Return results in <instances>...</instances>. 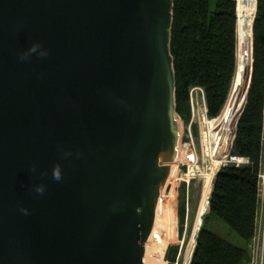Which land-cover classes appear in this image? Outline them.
<instances>
[{
	"label": "water",
	"instance_id": "95a60500",
	"mask_svg": "<svg viewBox=\"0 0 264 264\" xmlns=\"http://www.w3.org/2000/svg\"><path fill=\"white\" fill-rule=\"evenodd\" d=\"M173 10L0 0V264H144L181 144Z\"/></svg>",
	"mask_w": 264,
	"mask_h": 264
},
{
	"label": "trees",
	"instance_id": "16d2710c",
	"mask_svg": "<svg viewBox=\"0 0 264 264\" xmlns=\"http://www.w3.org/2000/svg\"><path fill=\"white\" fill-rule=\"evenodd\" d=\"M173 2L171 54L176 75L177 117L185 125L189 124L192 117L191 91L195 88L204 92L210 120L217 119L225 108L222 116L215 121L222 137L215 143L214 158L217 163L206 199V209L208 211L210 206V211L196 235L189 264H249L251 245L257 233L264 156V0H240L238 9L242 15L238 13V25L236 0ZM240 19L241 24L253 27L252 73L250 67L244 105L239 101L242 85L235 84ZM236 124L231 154L248 159L250 164L228 166L219 171L220 163L231 148L228 139ZM193 130L196 133L195 126ZM184 193L183 190L179 210L182 224L186 215ZM217 223L236 234L244 247H238L212 231L210 225ZM176 258L171 243L165 260L175 264Z\"/></svg>",
	"mask_w": 264,
	"mask_h": 264
},
{
	"label": "rangeland",
	"instance_id": "374dc122",
	"mask_svg": "<svg viewBox=\"0 0 264 264\" xmlns=\"http://www.w3.org/2000/svg\"><path fill=\"white\" fill-rule=\"evenodd\" d=\"M238 13L239 15H242L240 14L239 9H237V25ZM252 29L249 25L241 24L240 19L238 30L239 35H237L239 41L237 42L236 48L237 57L239 46L238 73L235 84L236 86L242 85L239 90V101L241 105H244L245 103V95L250 77V67L252 71ZM193 97L194 116L192 114L189 124L185 125L178 118V125L181 132V144L178 155L172 165V168H174L173 184L170 187L166 186L167 188L164 191L165 199L169 201L170 208L171 231L168 248L172 243L177 254L175 264L190 263L196 245V235H198L203 219L208 214L206 209V199L209 185L215 170L214 167H216L215 165L217 163V160L214 158V152L216 149L215 143L220 141L222 137V131L221 129L216 128L217 123L215 121L222 116L223 111L225 110L224 108L222 114L217 119L210 120L207 114H205L201 97L196 96V94H194ZM193 126L196 128V133H194ZM236 128L237 126H234L233 131H236ZM231 140L232 136L230 138V141ZM231 146H233L232 143ZM222 164L223 162L219 165L220 170L223 168ZM203 174L205 175L203 176ZM190 178L191 180L188 182V179ZM260 187L261 203L257 222V233L251 245V262L249 264H262V260H264V156L262 172L260 175ZM183 190L185 192L184 199H186V215L184 223L182 224L180 221L179 210L183 199ZM210 229L228 240L230 243L238 247H244L243 241L236 234L231 232L225 225L221 223L212 224L210 225ZM166 263L169 264L168 261H166Z\"/></svg>",
	"mask_w": 264,
	"mask_h": 264
},
{
	"label": "bare ground",
	"instance_id": "6f19581e",
	"mask_svg": "<svg viewBox=\"0 0 264 264\" xmlns=\"http://www.w3.org/2000/svg\"><path fill=\"white\" fill-rule=\"evenodd\" d=\"M173 178L174 168L171 170L166 186L170 187L173 184ZM170 231L169 201L165 199V193L163 192L157 206L153 232L146 246L144 264H167L165 254L170 241Z\"/></svg>",
	"mask_w": 264,
	"mask_h": 264
},
{
	"label": "built area",
	"instance_id": "2783aa9c",
	"mask_svg": "<svg viewBox=\"0 0 264 264\" xmlns=\"http://www.w3.org/2000/svg\"><path fill=\"white\" fill-rule=\"evenodd\" d=\"M239 1L240 0H236V3H237V9L239 8ZM237 42H238V37H237ZM252 72V71H251ZM194 94H196V96H200L201 97V100H202V105L204 107V111H205V114H207V108H206V104H205V95H204V92L202 89L200 88H195L191 91V105H192V114L194 116ZM237 126V124H236ZM232 136V140H231V143L233 145V140L235 139V136H236V131H233V134L229 135V139L228 141H230V138ZM231 150H232V146L231 148L229 149L227 155L225 156V158L223 159V164H222V167L225 168V167H228V166H235V167H241V166H244V165H249L250 164V161L246 158H243V157H239V156H233L231 154ZM225 160V161H224ZM221 162V163H222ZM220 168V167H219ZM220 170V169H219ZM191 180L188 179V182ZM263 252H264V247H263ZM264 254V253H263ZM262 264H264L263 260H262Z\"/></svg>",
	"mask_w": 264,
	"mask_h": 264
},
{
	"label": "clouds",
	"instance_id": "9594fccd",
	"mask_svg": "<svg viewBox=\"0 0 264 264\" xmlns=\"http://www.w3.org/2000/svg\"><path fill=\"white\" fill-rule=\"evenodd\" d=\"M57 178H58V174H57Z\"/></svg>",
	"mask_w": 264,
	"mask_h": 264
},
{
	"label": "crops",
	"instance_id": "0c3cea01",
	"mask_svg": "<svg viewBox=\"0 0 264 264\" xmlns=\"http://www.w3.org/2000/svg\"><path fill=\"white\" fill-rule=\"evenodd\" d=\"M261 203V202H260ZM259 215V214H258Z\"/></svg>",
	"mask_w": 264,
	"mask_h": 264
}]
</instances>
